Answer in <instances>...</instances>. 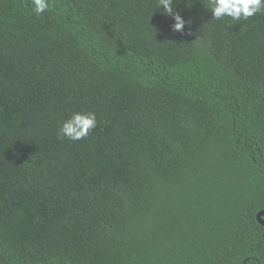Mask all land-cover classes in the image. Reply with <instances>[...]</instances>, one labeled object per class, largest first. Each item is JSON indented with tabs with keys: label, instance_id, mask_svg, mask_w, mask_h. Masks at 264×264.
Wrapping results in <instances>:
<instances>
[{
	"label": "trees",
	"instance_id": "trees-1",
	"mask_svg": "<svg viewBox=\"0 0 264 264\" xmlns=\"http://www.w3.org/2000/svg\"><path fill=\"white\" fill-rule=\"evenodd\" d=\"M173 6L0 0V264H264V12Z\"/></svg>",
	"mask_w": 264,
	"mask_h": 264
},
{
	"label": "clouds",
	"instance_id": "clouds-1",
	"mask_svg": "<svg viewBox=\"0 0 264 264\" xmlns=\"http://www.w3.org/2000/svg\"><path fill=\"white\" fill-rule=\"evenodd\" d=\"M29 4L36 16H41L50 9V0H29ZM156 4L157 9H163V13L174 20L172 31L182 32L186 21L174 11L173 0H156ZM207 7L212 20L230 18L232 21H241L264 12V0H207ZM96 126L97 118L94 112H74L60 124L58 139L73 142L82 140Z\"/></svg>",
	"mask_w": 264,
	"mask_h": 264
},
{
	"label": "water",
	"instance_id": "water-1",
	"mask_svg": "<svg viewBox=\"0 0 264 264\" xmlns=\"http://www.w3.org/2000/svg\"><path fill=\"white\" fill-rule=\"evenodd\" d=\"M264 215V210L259 212L257 215H256V219L258 220L259 223H261L262 225H264V220H260V216H263Z\"/></svg>",
	"mask_w": 264,
	"mask_h": 264
}]
</instances>
